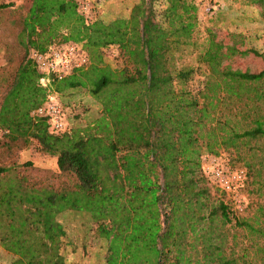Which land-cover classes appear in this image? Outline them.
Instances as JSON below:
<instances>
[{
  "label": "trees",
  "instance_id": "obj_1",
  "mask_svg": "<svg viewBox=\"0 0 264 264\" xmlns=\"http://www.w3.org/2000/svg\"><path fill=\"white\" fill-rule=\"evenodd\" d=\"M153 1L139 0L128 18L108 22L85 21L76 0H31L21 16L22 56L1 95L0 129L54 156L63 179L57 187L28 183L24 175L0 166V246L10 255L4 264H64L58 216L67 209L90 212L98 234L111 235V228L120 227L111 241L123 240L121 252L136 238L151 237L163 250L154 264H181L189 246L202 264H264V214L259 219L257 213L250 218L235 211L200 165L202 152L231 151L245 169L238 191L250 182L258 191L264 186V70L225 71L227 81L220 83L204 68L194 85L199 69L179 62L182 54L174 52L196 49V61L203 64L209 39L201 48L193 40L200 3L163 0L161 22L153 24L146 20ZM243 1L257 6L264 20V0ZM11 5L0 4V9ZM217 7L210 4L206 12L219 13ZM68 41L90 53L113 46L121 67L100 69L87 54L88 68L50 88L41 86L28 51L44 52ZM87 73L88 83L82 79ZM76 87L86 88L100 105L95 134L107 152L98 162L86 153H92V129L70 132L68 126L50 133L43 118L30 115L51 90L62 97L67 116L79 121L80 112L64 97ZM138 226L145 227L142 235ZM109 244L105 264L148 262H132Z\"/></svg>",
  "mask_w": 264,
  "mask_h": 264
},
{
  "label": "rangeland",
  "instance_id": "obj_2",
  "mask_svg": "<svg viewBox=\"0 0 264 264\" xmlns=\"http://www.w3.org/2000/svg\"><path fill=\"white\" fill-rule=\"evenodd\" d=\"M30 1L31 0H0V4H12L5 9H0V99L7 82L10 80V74L13 72L14 67L22 56V48L18 42L21 29L20 21ZM76 1L77 10L81 13L85 21L100 19L104 22H108L114 18H128L132 5L139 0ZM196 1L200 3V9L198 10V22L193 40L195 45L201 48L206 37L209 39V46L204 56V62L201 64L196 61V49L192 50L191 48H187L179 50V52H174L176 57L182 54L179 62L199 69L198 74L193 78V84H197L201 79L199 73H201L204 68L213 73L220 83H225L227 81L226 77L223 75L225 71L239 70L257 72L264 70V20L259 16V8L255 5L247 4L243 0ZM213 3L218 4L217 8L220 9V12L217 13L216 9L209 14L206 12V8ZM163 7V0H154L151 6V13L146 20L153 24L160 23L161 10ZM86 52L89 58L92 57V59L90 58V62L92 61V64L98 66L100 69L117 70L121 67L117 50L113 46L101 48L99 51L91 53L89 50H86ZM7 61H9V63H7ZM88 66L86 68H88ZM7 74H9V77ZM89 75L90 74L87 73V76L82 78L86 83H88L87 77ZM64 97L66 100L67 98L70 99V103H73L75 112H80L79 121H74L70 116H67V114L64 115L67 127H71L70 132L78 129L91 132L90 129H92L93 132H91L92 135L90 138L94 140L91 144L93 149L92 153L90 150H86V153L90 159L93 157L95 162H98L97 160L101 156L106 155L107 152L104 150L106 145L105 142L98 137L99 135L95 134L98 132V128L100 130V126L97 125L101 120L99 117V103L90 96L84 87L69 89L64 93ZM60 98L62 97L60 96ZM60 98L58 100H60ZM81 107L82 112L79 109ZM110 152L113 151L110 150ZM219 154L228 161L230 166H241V161L236 160L233 152L220 151ZM0 166L8 167L10 174L15 173L24 175L28 183L57 187V185L61 184V180L63 179V177L58 174L54 156L41 154L36 151L34 143L30 139L13 136L1 129ZM256 188L257 183L251 184L250 182L239 191L243 206L240 214L243 217L249 216L252 218V214L257 213L259 219L263 218L261 214H264V186H262L259 191ZM210 190L213 193L212 195L216 197V192H213L214 188L210 187ZM258 205L262 208L261 213L259 212L260 209L256 210ZM90 214V212L84 210L68 209L59 214L58 219L62 222L64 227V233L60 237V253L63 257L64 264L80 263L79 260L76 261L73 259L77 258L76 256H80L81 245H74L75 252L69 251L70 246L67 243L66 236L70 234L69 230L71 225L78 223L79 226L83 225L84 240L90 241L93 239L94 234L98 235L96 224ZM106 221H108L109 224L108 218H106ZM225 227L231 232L234 231L228 224H226ZM119 228L120 227H118V229ZM144 228L143 226H138L136 232H140L142 235V232L145 231ZM115 229L118 230L116 227L110 229L111 235L110 233L106 236L99 234L100 237L107 241V245L109 243V245H112L114 251L120 249L118 244L119 242L121 244V241H123L120 238H115L113 241L114 243L111 241L113 231L117 232ZM237 232L239 233V229ZM146 234H149V232L146 231ZM114 236L115 235L112 237ZM142 236L144 238H136L135 242L131 241L130 246L126 249L124 245V251L121 252L120 249L118 254L123 253V256L127 254L131 261L135 263L148 259L146 264H154L153 260L155 255H157L158 251L163 252V250L159 249V244H157V247L156 243L155 246H153L151 237ZM123 238L125 239L124 242L130 243L128 237L123 235ZM237 238L240 239V237ZM69 240L71 239L69 238ZM191 241V238L187 239V242ZM9 256L10 255L0 246V264L6 263L9 260ZM201 260V255H195L193 248L189 246L186 249V253L183 255V262L181 261V264H200Z\"/></svg>",
  "mask_w": 264,
  "mask_h": 264
},
{
  "label": "built area",
  "instance_id": "obj_3",
  "mask_svg": "<svg viewBox=\"0 0 264 264\" xmlns=\"http://www.w3.org/2000/svg\"><path fill=\"white\" fill-rule=\"evenodd\" d=\"M28 58L39 75V84L43 87H49L52 82L64 79L75 70L86 68L88 63L87 52L71 41L51 45L44 52L30 49ZM65 114V109L51 90L47 91L41 104L30 111L32 117L45 120L50 133L67 130ZM200 165L203 175L213 183L220 196L228 199L235 211L241 212L243 206L238 189L245 178L244 167L230 166L221 154L207 153L201 154Z\"/></svg>",
  "mask_w": 264,
  "mask_h": 264
},
{
  "label": "crops",
  "instance_id": "obj_4",
  "mask_svg": "<svg viewBox=\"0 0 264 264\" xmlns=\"http://www.w3.org/2000/svg\"><path fill=\"white\" fill-rule=\"evenodd\" d=\"M69 233V236H66L70 246L69 251H75L74 245H81V258L76 256L77 258L73 260H79V264H105L107 241L104 238L99 234H94L92 240H84V227L83 225L79 226V223L71 225Z\"/></svg>",
  "mask_w": 264,
  "mask_h": 264
}]
</instances>
